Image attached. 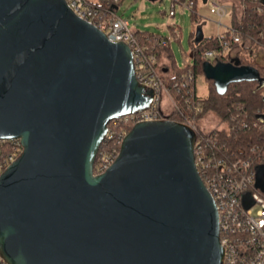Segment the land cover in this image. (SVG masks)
<instances>
[{
  "label": "water",
  "instance_id": "water-1",
  "mask_svg": "<svg viewBox=\"0 0 264 264\" xmlns=\"http://www.w3.org/2000/svg\"><path fill=\"white\" fill-rule=\"evenodd\" d=\"M202 74L218 95L260 80L232 61H204ZM153 93L137 82L129 47L65 0H0V140L22 145L0 173L8 264H221L187 125L134 124L112 165L93 174L108 124L148 109Z\"/></svg>",
  "mask_w": 264,
  "mask_h": 264
},
{
  "label": "built area",
  "instance_id": "built-area-1",
  "mask_svg": "<svg viewBox=\"0 0 264 264\" xmlns=\"http://www.w3.org/2000/svg\"><path fill=\"white\" fill-rule=\"evenodd\" d=\"M65 1L76 16L102 32L108 42L124 43L129 47L137 82L154 92L148 109L117 118L108 124L107 133L93 165V174L99 175L112 165L119 154L124 137L134 124L162 119L159 101L162 92L167 91L156 69L157 54L154 47L140 44L135 38L136 30L131 29L127 21L117 14L121 0ZM205 3L208 12L217 20L216 24L222 25V20L227 17L230 8L219 0H205ZM238 5L242 15L246 5L239 2ZM184 7L191 10L192 2L189 1ZM173 9L174 5L171 3L169 16L173 15ZM255 9L257 13H263L264 8L256 6ZM223 27V33L229 34L233 44L247 47V56L252 61L255 62L257 49H260L258 53L264 60L263 30L259 31L258 38L250 44L249 40L243 41L242 35L231 24ZM172 35L179 37L178 29L174 28ZM167 40L170 43V38ZM221 47V52L205 51L203 55L207 58L206 61L215 63L222 61L221 57L225 58L226 62L233 61L238 50L233 51L238 48H231L227 40L221 41ZM256 64L264 68V65ZM173 87L176 88L185 110L192 115V118L181 123L195 133L194 166L216 208L219 244L222 249L221 264H264V107L256 109L252 122H249L248 115L239 109L229 119L221 120L224 127L204 130L197 124L204 113V107L201 96L196 92V85L177 81ZM250 127L257 128L260 135L258 141L247 148H238L232 152L220 139V132L230 135L236 133V130ZM21 152L19 139L0 140V173L14 162ZM0 264L8 263L0 256Z\"/></svg>",
  "mask_w": 264,
  "mask_h": 264
},
{
  "label": "trees",
  "instance_id": "trees-1",
  "mask_svg": "<svg viewBox=\"0 0 264 264\" xmlns=\"http://www.w3.org/2000/svg\"><path fill=\"white\" fill-rule=\"evenodd\" d=\"M192 7L190 10V17L192 20H196V2L197 0H190ZM239 3L246 5L245 11H243L241 18L238 19L235 16H231L230 24L242 35L243 41L249 40L250 44H253L256 38H258L259 31L263 30L264 24V9L263 13L256 12V6L264 8L263 0H238ZM255 24V25H254ZM252 27H251V26ZM254 25V27H253ZM198 27V26H197ZM196 27V28H197ZM172 32L175 25L168 26ZM190 62H184L183 65L178 66L174 60L171 52L169 42L166 38L161 37L158 34L149 33L147 31H135L136 40L148 47H154V51L157 54L156 69L164 83L166 91L174 104V109L167 119L177 122H185L187 119L192 118L186 110L179 95L176 93V88L173 87L175 82H187L191 86H194L196 79L202 74V63L207 60L204 57L205 51L221 52V41L227 40L229 46L237 47L238 53L233 59V63L237 62L238 66L253 67L257 69L260 79L264 76V68L258 66L249 56H245L247 47L242 45L236 46L229 38L228 33H222L219 35L202 36L199 40L196 39V30L190 34ZM175 39H178L175 37ZM164 43V44H162ZM157 44H160L157 46ZM162 44V45H161ZM168 61V66H163L166 71L162 70L160 61L163 59V55ZM222 62H226L225 58L221 57ZM264 78L260 80L250 79L241 82L229 84L224 95H218L215 92L212 81H208L209 93L205 97H201V102L204 107V112L207 110L214 112L221 120L225 121L229 119L237 110L241 109L248 115L249 122H252L253 113L258 108L264 107ZM259 131L255 127L249 129L236 130V133L226 135L220 132V139L225 142L230 151H237L238 148H247L258 141Z\"/></svg>",
  "mask_w": 264,
  "mask_h": 264
},
{
  "label": "rangeland",
  "instance_id": "rangeland-1",
  "mask_svg": "<svg viewBox=\"0 0 264 264\" xmlns=\"http://www.w3.org/2000/svg\"><path fill=\"white\" fill-rule=\"evenodd\" d=\"M189 1L155 0L151 2L149 0H121L118 5L117 14L127 21L131 29L158 34L166 39L170 38L169 46L174 60L178 66H181L184 62H190L191 49L189 36L196 30L197 26L201 28L202 36L219 35L225 31L223 25L230 24L232 15L238 19L241 17V10L238 8L237 0H219L225 3L230 10L228 11L227 17L222 20V25H217L215 17L208 12L207 4L203 0H197L195 6L196 20H192L190 10L184 7ZM171 3H173L174 9L173 15L169 16L168 12L170 11ZM172 24L178 29V41L168 28ZM259 50L257 49L255 51L254 60L256 63L264 65V60L258 53ZM245 56H247V52ZM160 63H162V60ZM166 64L168 66V61ZM195 85L196 92L199 96L205 97L209 93L208 80L203 75L197 77ZM173 109L174 105L171 99L166 92H162L159 101V112L162 119H167ZM197 124L204 130L211 129L212 127H216L215 129L224 127L221 119L209 110L201 115Z\"/></svg>",
  "mask_w": 264,
  "mask_h": 264
},
{
  "label": "crops",
  "instance_id": "crops-1",
  "mask_svg": "<svg viewBox=\"0 0 264 264\" xmlns=\"http://www.w3.org/2000/svg\"><path fill=\"white\" fill-rule=\"evenodd\" d=\"M163 56V59H162V63H160L161 64V67H162V70H164V72L166 71V69L163 67V66H165V65H167L166 64V62H167V59H166V57H164V54L162 55Z\"/></svg>",
  "mask_w": 264,
  "mask_h": 264
}]
</instances>
